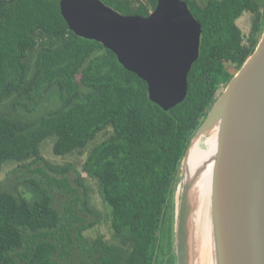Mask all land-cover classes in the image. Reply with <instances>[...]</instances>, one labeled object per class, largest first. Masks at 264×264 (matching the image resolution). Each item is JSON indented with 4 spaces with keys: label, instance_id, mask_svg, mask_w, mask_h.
Segmentation results:
<instances>
[{
    "label": "trees",
    "instance_id": "trees-1",
    "mask_svg": "<svg viewBox=\"0 0 264 264\" xmlns=\"http://www.w3.org/2000/svg\"><path fill=\"white\" fill-rule=\"evenodd\" d=\"M61 1L0 0V173L8 162L27 171L36 165L24 188L0 189V264H176L183 159L220 91L255 51L264 0H183L202 25L200 56L187 98L169 111L115 53L70 29ZM101 1L143 17L158 3ZM246 12L253 15L248 37L237 24ZM49 94L59 108L27 122ZM51 136L60 157L84 154L92 143L82 169L109 208L110 239L87 236L99 215L82 174L80 191L70 182L71 165L54 167L43 156Z\"/></svg>",
    "mask_w": 264,
    "mask_h": 264
},
{
    "label": "water",
    "instance_id": "water-1",
    "mask_svg": "<svg viewBox=\"0 0 264 264\" xmlns=\"http://www.w3.org/2000/svg\"><path fill=\"white\" fill-rule=\"evenodd\" d=\"M60 8L75 34L103 44L147 83L153 103L169 111L185 101L203 31L187 2L158 0L147 17L123 15L101 0H62ZM216 126L211 196L216 264H264V31L185 153L177 185L176 264H192V183L183 180L185 161L194 140Z\"/></svg>",
    "mask_w": 264,
    "mask_h": 264
},
{
    "label": "rangeland",
    "instance_id": "rangeland-1",
    "mask_svg": "<svg viewBox=\"0 0 264 264\" xmlns=\"http://www.w3.org/2000/svg\"><path fill=\"white\" fill-rule=\"evenodd\" d=\"M253 15L249 12H246L240 19H238L237 24L242 30L245 37H248L252 28ZM222 91V90H221ZM220 91V92H221ZM59 99L55 94H49L48 97L41 103L40 107L34 114H27L24 118L27 122H34L42 115L47 112H51L59 108ZM5 107L2 108L4 110ZM102 139V136H101ZM56 141L55 136H51L47 138L41 145V152L43 156L47 159L49 164L54 167H67L71 165L72 167L69 169L68 176L70 178V182L74 187H78L75 182L77 178V172L82 174L83 184L85 186V191L87 195V199L90 204V208L96 211L99 215V223L96 227L91 229L87 236L90 238H96L98 235H103L106 239H110L111 230H110V216H109V208L102 201L99 185L95 179L88 177L82 169L85 158H87L89 151L93 145H89L88 149L84 152V154H79L78 152L67 155V156H56L53 153V146ZM10 163V164H9ZM42 165V164H41ZM36 167H32L33 170ZM26 170V167L19 168L17 163L8 162L2 172L0 173V189L5 188L12 192H17V190L23 187L22 183L26 180L27 177H32V173ZM182 176V171L180 170V177ZM181 180V179H180ZM179 182L177 185H179ZM178 187V186H177ZM17 188V189H15ZM24 188V187H23ZM80 191L82 188L78 187ZM178 189V188H177ZM179 192L176 190L175 194V203L177 204L179 200ZM169 225V224H168ZM192 247V243H190ZM163 256H160V259Z\"/></svg>",
    "mask_w": 264,
    "mask_h": 264
},
{
    "label": "bare ground",
    "instance_id": "bare-ground-1",
    "mask_svg": "<svg viewBox=\"0 0 264 264\" xmlns=\"http://www.w3.org/2000/svg\"><path fill=\"white\" fill-rule=\"evenodd\" d=\"M218 148V126L196 138L185 165L184 182L192 183L191 260L192 264H216L211 218L212 179Z\"/></svg>",
    "mask_w": 264,
    "mask_h": 264
}]
</instances>
